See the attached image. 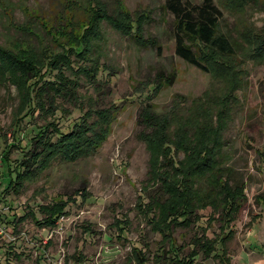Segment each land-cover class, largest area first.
<instances>
[{
  "label": "rangeland",
  "instance_id": "rangeland-1",
  "mask_svg": "<svg viewBox=\"0 0 264 264\" xmlns=\"http://www.w3.org/2000/svg\"><path fill=\"white\" fill-rule=\"evenodd\" d=\"M166 1L0 0V46L37 60L43 82L53 83L41 96L45 105L34 106L18 74V82L9 72L0 74V264H141L135 248L146 264H171L188 257L201 238L216 239V251L209 258L200 252L194 264H222L221 240L231 230L226 243L231 264H264V0H213L223 12L218 33L236 49L233 57L221 59V74L204 72L175 54L174 16L165 10ZM102 13L116 20L147 15L145 46L101 20ZM84 36L90 46L82 55L81 48L71 47L87 40ZM60 55L65 58L56 65L59 70H52L48 62ZM83 68L99 71L94 78ZM170 74L171 86L156 95V78ZM67 79L78 83L71 85L77 100L65 98ZM147 106L169 118L171 137L184 130L194 141L197 127L217 128L219 118L226 123L216 165L190 177L188 223L173 224L169 232L170 197L162 191L167 167L159 166L145 139L153 131L141 119ZM88 110L90 123L100 122L97 111L109 114L110 132L96 152L75 162L54 160L18 194L7 191L13 171L35 149L36 136L47 127L55 144L60 135L51 123L70 133ZM183 157L179 153L176 159ZM225 184L243 186L245 198L224 231ZM69 198L56 227L38 224L42 205ZM116 220L130 223L123 237Z\"/></svg>",
  "mask_w": 264,
  "mask_h": 264
},
{
  "label": "trees",
  "instance_id": "trees-1",
  "mask_svg": "<svg viewBox=\"0 0 264 264\" xmlns=\"http://www.w3.org/2000/svg\"><path fill=\"white\" fill-rule=\"evenodd\" d=\"M164 8L174 16L175 54L185 63L201 68L204 72L221 74V59L230 58L236 54L234 44L225 35L218 33V26L223 17L222 10L214 4L213 0H204L201 5H194L189 0H167ZM104 14L102 13L103 19L101 20L111 23L115 29L128 33L129 36L136 35L140 45L144 44L143 33L144 26L148 22L147 15H140L136 20L129 15H123L121 20H116L108 14ZM101 20L98 21L100 22ZM86 30L89 31L90 27ZM84 37L87 39L86 36ZM75 44V47L71 48L74 50L81 48L83 51L82 55L89 50L88 39ZM150 44L156 47L154 41L150 42ZM62 58H65L64 55L55 57L48 62L49 66L54 64V69L52 70H59L56 65L62 64ZM82 71L87 74L92 72V76L95 78L99 69L83 68ZM7 72L14 77L16 82H18L16 74L19 75V79L21 78L24 81L22 87L26 94L30 96V103L32 102L34 106H36V103L39 106L45 105L44 98L41 96L45 94L49 84L53 86V83L43 82L45 75L41 73L37 60L25 52L14 53L0 46V74L3 75ZM31 75L32 78H30ZM174 78V74L165 77L161 75L156 78L154 93L158 95L165 86H171ZM41 83L42 85H40ZM77 84V82L69 79L66 80V87H64L63 92L69 97L65 98L69 100L78 99L74 94L75 89L72 90L71 87L72 85L76 88ZM91 112L92 110L85 111L82 122L70 133L61 132L54 123H51L54 132L60 135L59 140L55 144L50 140L47 127L45 132L37 135L35 144H41L42 149H36L38 147L36 145L35 149L29 153L27 159L20 163L17 171H13L15 177L10 180L7 191H13L18 194L24 189L27 181H34L42 171L52 166L54 160L61 159L67 162H75L94 154L106 140L110 128H107L109 114L105 111H97L101 118L100 122L94 121L95 123H90ZM141 119L145 125L147 124L153 129L152 133L145 138L152 155H155L157 160H159L160 167H167L165 178H163L166 186H163L164 189L162 187V191H165L170 197V206L167 211V219L170 220L168 223L170 226L167 227L169 232L174 225L188 223L193 212V188L190 186V177L194 174L205 173L216 165L218 161L216 158L219 155L218 148L223 144L222 131L226 128V123L223 118H219L217 128L212 125L210 127L206 126V129L197 127L199 136L192 141L184 130L181 131L183 133H180L178 138L175 134L171 137L168 133L172 126L169 118L161 119L150 106L143 109ZM103 120H106V123ZM192 142L193 145L190 146ZM10 150L5 155V161L7 162L9 161ZM179 153H182L184 157L177 160L176 156ZM221 194L223 206L221 209L225 218L221 229L225 231L234 220L235 215L240 211V201L245 198L244 187L231 188L225 184ZM85 196L83 193L81 196L83 200L87 199H85ZM70 199L68 201L60 199L51 205H42L39 210L43 218L40 221L37 220L38 224L45 228L56 227L60 219L66 216V209L71 202ZM72 202H75V200ZM28 214L36 220L32 211ZM129 224L128 221H115V227L120 233V237L126 235ZM232 232L231 230L221 240L224 246L223 253L220 255L222 264H231L229 257H227L226 243L232 238ZM192 244L195 247L188 257L182 260L171 259V264H194V259L200 252L206 258H209L216 251V239H196ZM134 254L138 263L146 264L147 260L142 256L141 251L135 248ZM78 259L79 262H82L81 258Z\"/></svg>",
  "mask_w": 264,
  "mask_h": 264
},
{
  "label": "built area",
  "instance_id": "built-area-1",
  "mask_svg": "<svg viewBox=\"0 0 264 264\" xmlns=\"http://www.w3.org/2000/svg\"><path fill=\"white\" fill-rule=\"evenodd\" d=\"M2 167H3V164H2V160L0 159V171L2 170ZM84 264H87V263H84ZM90 264V263H88Z\"/></svg>",
  "mask_w": 264,
  "mask_h": 264
}]
</instances>
